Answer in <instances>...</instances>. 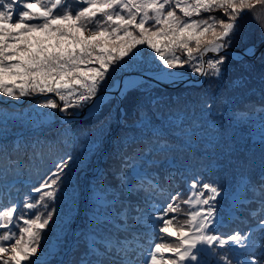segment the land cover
Here are the masks:
<instances>
[{
  "label": "snow or ice",
  "instance_id": "obj_1",
  "mask_svg": "<svg viewBox=\"0 0 264 264\" xmlns=\"http://www.w3.org/2000/svg\"><path fill=\"white\" fill-rule=\"evenodd\" d=\"M257 6L264 7V0H0V93L17 100L33 94L45 96L37 107L58 110L63 114L62 123L68 124L74 123L68 118L78 114L70 109L79 110L85 119H98L101 132L105 125L110 131L115 119L116 126L125 129V135L117 137L115 152L121 168L134 167L131 162L137 159V152L141 161L154 164L150 157L155 152L172 147L162 129L152 127L150 136L148 133L139 143L124 144L130 134H140L151 125V118L145 119L149 110L156 113L162 106L174 105L178 111L168 118L181 122V99L156 95L154 86L183 84L187 72L198 78L197 84H208L198 107L202 113H211L216 104L212 86L228 76L230 66L238 73L231 87L245 83V74L250 71L247 60L257 49L244 44L242 21ZM202 13L209 15L201 18ZM260 27L264 33V23ZM242 45V51H234ZM141 51L151 55L154 66H149L146 58H138ZM106 104L118 113L115 118L112 110L98 118ZM231 104L230 98H221L218 115H227ZM129 111L136 116L131 128L127 127ZM5 157L11 168L12 157L0 147L2 172ZM233 164L238 179L231 192L200 175L187 183L188 197L182 203L189 210L183 222L177 215L181 204L176 203L182 190L170 194L166 206L153 205L154 214H147L146 220L140 215V206L133 207L129 199L125 207L135 213L131 225L123 212L116 214L123 223H114L110 216L98 218L93 211L88 218L89 231L71 239L64 236L69 252L81 243L86 251L78 260L69 258L61 264H139L138 247H133L135 235L128 239L123 233L132 234L141 224H147L164 241L147 249L143 264H264V218L244 233L237 230L221 235L214 231L220 223L218 204L222 197L230 198L233 208L256 201L258 211H264V158L257 184L246 175L244 161H234L228 153L217 161L218 167ZM76 165L72 154L61 156L39 184L31 187L22 206L12 204L0 211V264H44L39 255L46 236L57 227L61 231L71 228L65 223L70 213L65 214L62 201L70 197L76 202L77 190L71 187ZM114 175L131 194L151 183L140 174L136 183H130L123 172ZM109 224L114 231L101 239L98 229ZM256 231L259 240L253 238Z\"/></svg>",
  "mask_w": 264,
  "mask_h": 264
},
{
  "label": "rangeland",
  "instance_id": "obj_2",
  "mask_svg": "<svg viewBox=\"0 0 264 264\" xmlns=\"http://www.w3.org/2000/svg\"><path fill=\"white\" fill-rule=\"evenodd\" d=\"M188 2L191 3V0H188ZM73 6L76 7L77 5L74 4ZM178 14L180 13L178 12ZM211 14L219 15L218 12ZM208 15L209 13H202L201 18H206ZM261 23H264V8L258 11L257 15H245L242 21V35L245 45L257 46L264 38V33H262L260 27ZM243 46L237 49L242 50ZM261 50L256 51V55L247 60L250 71L245 74L243 86L231 87L232 78L238 74L231 66L228 76L218 86L213 84L211 95L215 101L217 99L221 101V98L228 97L232 100V103H236L240 99L239 96H243L241 92H245L247 88V92L244 94L246 96V93H249L255 87V83L247 81L249 75L252 79L260 80V78H263L264 80V60L261 59V53H264V51ZM137 55L138 58H146L150 62L149 66H154L151 64V55L146 51H141ZM254 66L257 67L253 68ZM182 79L185 83L174 87L167 84L154 87H156V95H163L166 98L175 96L179 97L182 102L186 101V105L189 107L186 112L181 114L182 120L180 123H174L168 118L170 113L175 114L178 111L174 105L162 106L159 115L162 117L163 122L172 125L174 132L178 135L180 132H191L190 134H181V139H185V141L192 144L193 151L187 149L181 158L179 155H174L175 158H172L171 155H161V151L156 152L157 154L150 157V159L155 160L154 164L150 160L149 163L141 161L139 152H137V159L131 162L134 167L129 168H121L119 160L114 159L115 153L112 149L115 146L118 147L119 140L117 137H122L120 133L123 129L116 126L115 119L112 121L110 131L108 126L105 125L103 132H101L98 119L92 117L85 119V114L80 113L79 110L70 109V111H76L78 114L74 118H68L74 120V123L68 124L62 123L63 114L58 110L52 112L49 109L37 107L40 102L47 99L45 96L33 94L31 97L17 100L0 93V100H4V103L0 102V139L8 135L17 137L29 133L37 137L39 141L40 139L43 140L35 150H29L33 152L29 160L20 162V167L28 168L29 174L22 173L20 168V172L13 171L5 177L6 184L10 180L12 183L9 184L8 191L4 189V192H0V199H2L3 194H7L5 201L0 200V211L7 210L12 204L22 206L23 198L29 194L31 187L39 184L40 179L49 169L54 167V162L61 156L70 153L77 158V165L72 172L71 184V187L77 190L76 202L72 203L70 197L62 201L65 214L70 213V219L66 220L65 223L70 224L71 228H64V231H61V228L57 227L46 236L43 241L44 248L39 255V259L44 264H61V261H67L69 258L74 261L79 259L86 251V245L81 243L78 248H73L69 252L68 246L64 245V236L67 235L71 239L82 231H89L88 218L93 211L97 213L98 218L110 216L114 223H123L116 215L123 212L128 224L131 225L135 213L125 207L129 199L132 201L133 207L137 204L140 206V215L146 220L147 214H154L153 205L157 207L166 206L169 202V195L182 190V195L176 203L181 204V209L177 215L180 222H183L187 218L185 214L189 210V206L182 203L188 197L187 183L197 175L202 176L208 182L220 183L227 192L233 190V184L238 179L235 164L228 167H218L217 161L222 159L224 153L230 154L235 161L237 147L243 144L244 136L250 138L254 142L253 144L264 145V107L261 110H245L232 107L231 104L228 114L221 117L216 110L219 105L214 104L211 113H199L198 106L191 107L195 98H197L194 96L201 95L200 97H202L208 88V84H197L196 80L198 78L191 77L187 72H184ZM189 81H191L190 84ZM233 108L235 111H232ZM109 110L113 111L114 118L118 115L112 106L106 104L104 111L98 114V118L102 119L103 115ZM198 114H201L200 120L197 118ZM154 119L153 116L151 122L155 125L159 124ZM182 122L184 125L180 126ZM115 130L120 132L114 134ZM198 132L201 136L198 135ZM49 134L51 137L56 135L57 141L54 142L52 139L49 142L46 139ZM124 144H126L125 141ZM53 145L60 150H53L52 148H55ZM195 145L200 148L202 153L211 154H202L201 157L196 156ZM41 159H43L41 170L37 171L40 166L38 161ZM141 159L146 158L141 157ZM170 167H173V169ZM174 171L177 176L172 174ZM250 171V169L245 168L246 175L253 183ZM117 172H123L130 183H136L137 174L145 176L146 181L150 179L151 183H146L138 193L131 194L122 185L121 180L114 175ZM212 172H215L216 175L221 174V177L219 179L209 178ZM182 176L186 179H182ZM160 182L162 186H160ZM153 184L157 186L153 187ZM247 198L251 200L252 194L249 193ZM246 206H248L247 209ZM259 208L260 205L256 201L242 205L238 209L233 208L231 199L222 197L218 204L220 223L224 219L223 214H225L227 224L231 221L236 223L227 226L218 223L214 231L221 233V235H228L237 230L244 233L249 228L254 229L259 218H264V211H258ZM239 211L243 212L242 216ZM253 213H256V215H253ZM111 231H114L111 224L101 225L97 234L101 239H105ZM2 232L3 230H0V234ZM123 235L128 239H133V235L135 237L140 235L146 241L144 246L138 247L136 258L139 264H143L147 256V249H150L153 243L164 242L157 238L147 224L135 226L132 234L125 231ZM253 238L259 240L260 233L258 231L254 232ZM137 244L138 240L135 238L133 247L137 248Z\"/></svg>",
  "mask_w": 264,
  "mask_h": 264
},
{
  "label": "trees",
  "instance_id": "obj_3",
  "mask_svg": "<svg viewBox=\"0 0 264 264\" xmlns=\"http://www.w3.org/2000/svg\"><path fill=\"white\" fill-rule=\"evenodd\" d=\"M264 7H259L257 6V8L255 9L254 13H250L251 15H257L258 11L262 10ZM257 25V24H256ZM264 51V47H262V50ZM262 63V62H261ZM260 64V63H259ZM257 66H254L253 68H255ZM253 74V73H251ZM247 81H251L252 83H255V87L253 89H251L249 91V93H246V96L244 95L245 92H247V88L245 89V92H241V94L243 96H239L240 99L237 100L236 103H232V107L235 108H241V109H245V110H261L264 107V80L263 78L259 79H252V77H250V75L248 76V80ZM201 95H195V98L193 104L191 107H196L198 106V102L200 100ZM245 96V97H244ZM244 97V98H242ZM1 103H4V100L1 101ZM220 104V99L216 100V105ZM184 109L183 112L187 111V108L189 106L186 105V101L182 102L181 105ZM190 107V108H191ZM162 107L159 109V111H157L156 113H153L151 110H149L146 114H145V119H148L149 117L152 120V117H155V122H158L159 124H153L151 122V125H149L148 128L144 129V131L140 134H130L128 139L125 140L126 144L125 146H127L130 143L136 142L139 143L141 141V139H144L145 137H147L148 133L150 131H154L153 128H160L164 131L165 137L167 138V140L169 141V143L171 144V150L169 151H161V155H171L170 157L175 158V156H178L181 158L183 154L186 153V150H191L192 149V144L188 143L187 141H185V139H181L182 135L181 134H190L191 132L188 133H184V132H180V134L178 135L177 133L174 132L173 127L170 123H165L162 121V117L159 115L161 113ZM199 113H201V109L199 108ZM198 120L201 119V114L197 115ZM136 120V116L129 111L128 116H127V127L131 128L133 126V121ZM187 123V122H185ZM184 123L182 122L180 124V126H183ZM179 126V128H180ZM153 127V128H152ZM116 131V130H115ZM115 133H119L120 131L117 130ZM122 134V136L125 135V129H122V132L120 133ZM198 135L201 136L200 132H198ZM150 136V133H149ZM48 139L49 142L53 141L56 142L57 138L56 135L52 136L49 134L48 137L46 138ZM37 141H39V139H37V137L32 136V134H24L22 136H17V137H12L10 135H8L5 138H1L0 139V147H3L7 150V153L12 157L13 161H14V165L9 168V162L7 160V157H5L4 162H3V172L0 171V192H4V189L6 191H8L9 189V184L12 183L11 180L6 184V178L8 174L12 173L13 171H15L16 173L20 172V168H21V172L25 173V174H29L28 173V168H22L21 163L20 162H25L27 160H29V157L33 154L32 151H29L30 149L35 150L38 147ZM40 141L42 142L43 140L40 139ZM243 144H240L237 148L236 151V156H235V161H244L246 168L250 169V176L253 177V184H257L258 183V177L260 175L261 172V167H260V163H261V159L264 158V145L263 144H253L254 142H252V140H250V138H247L246 136H244L243 138ZM44 144V143H43ZM42 145V144H41ZM44 145H48V144H44ZM194 145V144H193ZM204 145V144H203ZM206 145V144H205ZM153 148H155V145H152ZM53 147H55V145H53ZM188 147V148H187ZM194 148V147H193ZM55 151L60 150L59 148H52ZM195 152H196V156L201 157L202 154H207L210 155L211 153H202L200 148H198L195 145ZM114 153L117 150L116 146L114 147ZM155 154H157L155 152ZM154 154V155H155ZM166 156V157H167ZM114 159H118L116 157V155L114 156ZM42 160L38 161V165H40L37 168V171L41 170V166H42ZM119 168V167H118ZM171 169H173V167H170ZM172 174H174L175 176H177V173L174 171ZM203 176H205V174L202 173ZM217 178L219 179V177H221V174L216 175L215 172H212L209 175V178ZM160 186H162V183L160 182ZM2 194V193H1ZM6 195L7 194H3L2 199L5 201L6 199ZM0 199V200H2ZM248 208V206H246V209ZM240 215H243V212L239 211ZM224 219L221 221L220 224L222 225H229L231 223H236L235 221H231L229 224H227L226 222V217L225 214H223ZM136 240H138V246L137 247H141L144 246L146 244V241L140 236H136L135 237Z\"/></svg>",
  "mask_w": 264,
  "mask_h": 264
},
{
  "label": "water",
  "instance_id": "obj_4",
  "mask_svg": "<svg viewBox=\"0 0 264 264\" xmlns=\"http://www.w3.org/2000/svg\"><path fill=\"white\" fill-rule=\"evenodd\" d=\"M262 47H264V43H259L257 46H256V49H257V51H259V50H261L262 49ZM234 51H236V52H240V51H242V50H239V49H234Z\"/></svg>",
  "mask_w": 264,
  "mask_h": 264
},
{
  "label": "bare ground",
  "instance_id": "obj_5",
  "mask_svg": "<svg viewBox=\"0 0 264 264\" xmlns=\"http://www.w3.org/2000/svg\"><path fill=\"white\" fill-rule=\"evenodd\" d=\"M112 91H115V89H114V90H112Z\"/></svg>",
  "mask_w": 264,
  "mask_h": 264
}]
</instances>
